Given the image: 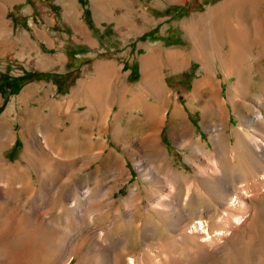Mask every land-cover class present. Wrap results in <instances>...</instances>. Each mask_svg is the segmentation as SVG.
<instances>
[{"label": "rangeland", "instance_id": "374dc122", "mask_svg": "<svg viewBox=\"0 0 264 264\" xmlns=\"http://www.w3.org/2000/svg\"><path fill=\"white\" fill-rule=\"evenodd\" d=\"M174 53L182 60L175 69L168 56ZM103 58L116 60L118 75L107 78ZM150 68L162 93L137 98ZM27 73L12 92L11 82ZM39 73H68L64 92L52 79H37ZM208 77L229 115L223 137L234 141L233 130L247 131L248 107L264 89V0H0V83L8 85L0 90V264H100L93 254L98 231L87 233L83 226L74 234L70 201L78 181L77 194L85 185L96 195L100 186L110 191L113 202H91L99 209L94 224L86 223L85 211L82 221L107 238L126 234L125 244L112 252L120 264L128 255L139 264L174 257L188 263L201 244L219 249L207 264H264V193L252 201V228L231 236L230 208L221 205L216 183L195 172L190 160L197 158L173 133L177 98L201 150L215 152L206 128L211 116L199 108L200 98L188 105L195 84ZM164 91L170 98L163 99ZM156 99L161 115L154 150L185 174L173 200L186 211L202 207L179 228L170 223L174 214L150 206L148 190L160 192V180L151 184L137 166L138 157L151 160L142 130L145 103ZM226 163L233 166L232 158ZM253 177L246 173L240 184L250 185ZM135 187L137 204L128 215L122 199ZM198 220L204 229L194 227Z\"/></svg>", "mask_w": 264, "mask_h": 264}, {"label": "bare ground", "instance_id": "6f19581e", "mask_svg": "<svg viewBox=\"0 0 264 264\" xmlns=\"http://www.w3.org/2000/svg\"><path fill=\"white\" fill-rule=\"evenodd\" d=\"M168 56L170 58L169 61L172 63L174 62L171 68H178V66L182 63V60L177 61V53L168 54ZM156 75L157 74L155 72V68H150L147 74L144 76L142 82L137 87V98H139V96L147 98V94H152V96L154 95L155 97L160 96L159 93H162V87ZM227 76H229V74ZM240 81L241 78H238V85ZM193 88V94H191L188 105L190 106L193 101L197 100V98H200L198 102L199 108L203 109L207 112V114L211 116L210 126L205 127L208 129L209 136L213 141L215 152H204L201 150V148H203V144H201L200 139L194 135L193 127L189 124L188 119L186 120L181 108L177 106V98L175 101L174 108L171 112V121L174 129L173 133L175 137L179 139L182 145L187 147L190 150L191 154L197 158L198 162H196L195 160H190L195 172H197L199 176L204 175L216 183V189L222 199L221 205L230 208V212H228L227 215L228 219H230L231 221L229 223L230 235L236 236L241 228H252L251 225H248L247 220L248 218L252 217L253 214L255 216V213L251 212V208H253L252 201L256 200L255 198H258L259 196H261V194L263 195L264 193V89L262 90V97L258 98L256 102L252 103L253 105L248 107L249 113L247 114V131L243 130L242 127L239 126L235 130H233L235 140L230 142V136L226 138L223 137V130H225V127L227 125L229 115L226 106L221 101H218V99H215V96L213 95L214 93L212 90L216 88L215 82H213L211 77H208L196 83ZM203 91H208L212 94L203 96ZM161 96L163 97V99H165L170 98L171 94L166 93V91H164ZM126 102L124 107H126L129 103L128 101ZM145 106L147 115L142 131L144 134V144L147 145L148 150L151 152V160L149 161V159H142L138 157L137 166L139 168H142L141 171H145L150 175L149 178L151 184L157 180H160L159 185L162 187V190L160 192L148 190V195L152 198L150 206L166 215L171 216L172 214H174L171 216L172 220L170 221V223L179 228V225L183 219L190 217L191 214L192 216H198L202 207L198 210H196V208L195 210L188 209L186 211L184 206L182 207V205L178 203L180 206L179 208L178 205L175 203V200H173V196H175L173 194L174 188H176L175 190H178V184L182 182L183 178L185 177V174L182 171H179L177 168L171 166V164L165 163V159L167 158L165 153H162L160 155L156 152V150H154L155 144H153V139L156 140V137L158 135L157 133H155V128L157 123L159 122L161 109L160 107H158L159 105L157 99L155 101H148L147 104L145 103ZM240 122L242 123L243 121L241 120ZM241 138H243V141H240ZM134 147L138 148V146L136 145H134ZM116 158L118 161L119 157ZM230 158H232L233 160V166L228 165L227 163L229 162L226 163V161ZM237 159H240L239 162H237ZM152 160H154V162ZM234 161H236L237 163ZM234 163H236L237 167L234 165ZM246 173H250L255 177V179L251 181L252 183L250 185L240 184L242 182V177H244ZM259 175L260 177H258ZM75 186L76 188L72 190V200L70 201V207L73 212L72 219L75 226L74 234L78 235L82 233L83 226H85V232L87 233L93 234L95 231H98L97 233L95 232L96 234L94 236V257L100 260V264H120L121 260L119 261V256L114 257L112 255V252H114L116 249L120 250L122 247V243L125 244L124 241L126 240V234L116 233L114 234V236L107 238L106 231L101 230L99 227L91 226L92 224H89L90 227L87 225L88 223L94 222V219L96 217V211L99 210L93 208L91 202L93 200L96 201L97 199L101 198H104L107 204L113 202L114 199L111 198L112 196H109L110 191L106 187L100 186L96 191L98 192V194L96 195L93 193L92 189L88 187V185L87 187L85 185L84 190L77 194V190L81 189L80 181H78ZM137 188H130L128 194L122 199V205L126 208L125 210L128 211V215L130 212L132 213L136 208L134 206L135 196L139 194ZM237 189H239V191H236ZM186 190L187 193H190L188 192V190H190L189 185L186 187ZM197 191L198 190L196 189V193ZM111 194H113V191H111ZM229 194L234 195L232 201L228 200ZM170 196H172L171 201H174V205H171V201L168 202L166 200V198ZM82 204L86 207L83 208ZM176 209L179 210L177 211ZM233 209H237L244 212V214H248V217L244 219L239 218L240 216L237 217V214L232 212ZM83 211L86 212V216L89 220L88 222H86V225L82 221V216L84 217ZM194 227H200L201 229H204L203 221L198 220L197 222H194ZM146 234L147 236H149L150 232L147 231ZM201 247L202 250L197 251V253L195 251V255L192 256V260H190L188 263H184L182 258L181 260L180 258L177 259L176 257H174L172 261H166L165 263L161 262L159 264H207L208 260H211L219 250L215 246L212 247L209 244H201ZM126 264L139 263L136 262L135 258L132 255H128Z\"/></svg>", "mask_w": 264, "mask_h": 264}, {"label": "trees", "instance_id": "16d2710c", "mask_svg": "<svg viewBox=\"0 0 264 264\" xmlns=\"http://www.w3.org/2000/svg\"><path fill=\"white\" fill-rule=\"evenodd\" d=\"M68 76H69L68 73L64 74V75H60V76H58L57 74H54V73H39V74H35V77L37 79H52L55 83H57V91L58 92H64L65 86H66L65 83L67 84ZM28 77H30V73H27L24 76L19 77L18 80H13L11 82V86H9L10 90L12 91L13 88H14V90L20 89V87L22 86V84L20 83V80H24V78H28ZM61 77H64V81L65 82H63L60 79ZM5 86H8V85L0 83V90H1L2 93L5 92L4 91V87ZM14 90L12 92H14ZM6 100L7 99L5 98L4 104H5Z\"/></svg>", "mask_w": 264, "mask_h": 264}, {"label": "crops", "instance_id": "0c3cea01", "mask_svg": "<svg viewBox=\"0 0 264 264\" xmlns=\"http://www.w3.org/2000/svg\"><path fill=\"white\" fill-rule=\"evenodd\" d=\"M102 61L103 60V62H105L104 64H103V62H102V65L103 66H105L106 65V68L108 67V68H110V70L109 71H107L106 72V75H107V78L110 76V75H112V74H115V75H118V71H119V69H118V65H117V62H113V61H116V60H113V59H105V58H103V59H99V61ZM109 61V62H108ZM101 63V62H100ZM99 66V65H98ZM123 65L122 66H119V68H120V70L122 71V69H123ZM130 71L132 72V71H135L134 69H132V68H130ZM14 80H18V78H16V79H14ZM18 82V81H17Z\"/></svg>", "mask_w": 264, "mask_h": 264}]
</instances>
